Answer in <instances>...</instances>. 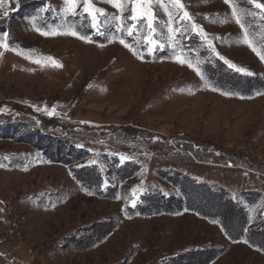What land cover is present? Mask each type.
<instances>
[{
    "label": "rangeland",
    "instance_id": "1",
    "mask_svg": "<svg viewBox=\"0 0 264 264\" xmlns=\"http://www.w3.org/2000/svg\"><path fill=\"white\" fill-rule=\"evenodd\" d=\"M91 3L105 13L97 21L83 0L76 15L65 0H0V264H155L169 254L159 264H264V10L251 0H188L187 20L157 0L151 32L129 18L130 2L123 13L109 0ZM95 137L133 151L132 164L147 157L146 141L159 154L172 147L178 165L229 187L189 185L185 208L132 217L136 176L113 199L77 182L73 166ZM162 159L134 174L164 171ZM231 203L247 224L241 237L244 221H223Z\"/></svg>",
    "mask_w": 264,
    "mask_h": 264
},
{
    "label": "trees",
    "instance_id": "2",
    "mask_svg": "<svg viewBox=\"0 0 264 264\" xmlns=\"http://www.w3.org/2000/svg\"><path fill=\"white\" fill-rule=\"evenodd\" d=\"M156 1L157 0H151L150 5H144L146 9L150 8V10L154 13V21L157 20L154 11V3ZM182 3L188 4V0H182ZM224 64L226 63L224 62ZM119 134L120 139H126L127 136L123 135L122 132H119ZM147 143L148 141L145 142L147 150H141L148 154L147 157H142V161H140V159H137L138 163L132 164V154L135 155L133 151L129 150V154H127L126 152L125 154H123L120 150L118 151L117 147L112 146V149H109L107 147L110 144L109 139L108 142L105 143H100L99 139L96 140V137L90 141H87V143H85V145L81 147V150H83L86 155L83 159L80 160L82 164L73 166L77 167L78 169H82L81 171L78 170L76 172L77 182L81 183L86 191H90L92 187L98 184L100 188L99 194L103 198L113 199L115 194L120 190L122 182L126 181L132 175L136 176V179L133 182V187L131 188V185L129 187L130 208L132 209V211H126L127 214L132 217L141 216L142 218H144L143 215H146V218H152L161 215L166 216L173 214L171 210L174 209L173 206L177 205L180 206L179 210L181 208H185L181 204L183 198L182 194L185 192L184 190L186 188L190 187L189 185H193L195 187V190L199 191L200 193L204 190H208L209 193V186H216L215 188L221 191H223V188L227 189L229 187L218 180L206 177L204 173V175L200 172L194 173L192 170L189 172L187 170L188 167L178 165L179 163H181V161H179L178 159L184 158L181 156V153L175 152L172 147L169 148L170 153L167 152L159 154L162 150H155L154 148L148 147ZM96 144L104 146L99 145L100 148L97 149ZM106 157H108L107 160H105ZM152 157L153 160L150 161ZM159 158H163L162 160L166 161L167 166L164 167V171H162L165 173L162 174L161 171H157L158 168H153V173L145 172V169L141 174L140 179L139 177H137V175L134 174L136 171H138L139 173V171H141V167H145V164L142 162H150L148 163L149 165L152 162L154 163ZM172 161H177V163H171ZM155 166L158 167V163H156ZM182 175H184L186 178L184 179ZM133 204L135 206H133ZM219 204L220 203L218 202V205ZM228 205L230 209H232V211L230 210L229 213L224 215L223 221L234 220L235 217L237 218L238 222L240 220L244 221L242 225L238 223V225L236 226L240 228L239 232L236 231V237H241L244 232L243 229L246 228L247 225L246 221L244 220V214H240V212H238V210L234 207L235 203H231V205ZM186 206L189 207L190 205L188 204ZM222 206H219V208H223ZM137 208H139V210H137ZM224 208L227 209V203L225 204ZM179 210L176 212H179ZM92 225L93 230L96 226L95 224L91 223L87 225V227ZM170 257V254L169 256L167 255L159 257V260L157 259L155 264H159L161 262L166 263L169 261Z\"/></svg>",
    "mask_w": 264,
    "mask_h": 264
},
{
    "label": "snow or ice",
    "instance_id": "3",
    "mask_svg": "<svg viewBox=\"0 0 264 264\" xmlns=\"http://www.w3.org/2000/svg\"><path fill=\"white\" fill-rule=\"evenodd\" d=\"M131 3L132 4V15L129 17L131 20L133 21H137V20H147L148 21V27L151 30V32H154L155 29L153 28V22H154V13L149 9H146L144 7V5H150L151 4V0H109V3H111L113 5V7L117 8L121 13H123L124 11V5L125 3ZM159 2L161 3V6L163 7V0H159ZM172 6L174 8L179 9L180 11H183V16L181 19H187V20H191V16L190 14L184 10V5L182 3V0H170ZM252 3L255 4V7L261 10H264V4L258 3L256 2V0H251ZM225 3H230V0H225ZM65 4H66V11L70 12L72 15H76V8H77V0H65ZM83 5H84V12L86 14H88L89 16H91L93 21H97L98 20V16H102L105 15V13L103 12L102 9H98L95 8L94 5L91 3V0H83ZM139 6V8H138ZM165 11L167 12L168 9L165 8ZM139 12V14H138ZM169 16H172V13L169 12L168 13ZM5 15H7V13H5ZM233 15H236V10L235 8H233ZM116 19H119V17H116ZM237 23H240L239 18L237 17ZM96 26V25H94ZM118 30L120 28V25L117 26ZM193 30H198V34L202 37H204L205 39H207V34L204 33L202 28H199V26L195 25L193 23L192 25ZM176 30L170 28L169 32V39H174V35H172ZM42 35H49V33L44 32L41 33ZM53 35H55L56 33L53 32ZM65 34H69V35H77L76 32L74 31H70L67 32ZM128 35L131 36L132 35V30L129 29L128 31ZM81 39H85L84 37H80ZM147 39V38H146ZM122 44H125V47H129V45H127L123 40H121ZM149 43H151V40H149ZM208 45L210 47L213 48L214 50V45L212 43L211 40H208ZM3 46V45H0ZM249 47H252V44L249 43ZM253 51H256L255 47H252ZM217 56H219V53H216ZM257 55H260V53H257ZM221 59H224L223 57H220ZM260 58L262 61H264V55H260ZM181 63H184L183 60L179 61ZM224 62L228 65L229 68H234L236 71H245L244 69H240V68H236L235 65H233L230 61L228 60H224ZM189 67H192V65L189 63ZM198 75L200 74L199 72L197 73ZM249 75H251V73H248ZM55 111V109H53V112ZM51 114V113H50ZM133 206H135L133 204Z\"/></svg>",
    "mask_w": 264,
    "mask_h": 264
}]
</instances>
